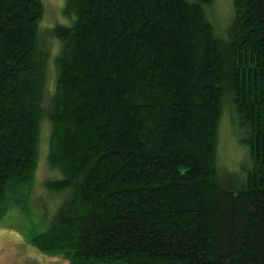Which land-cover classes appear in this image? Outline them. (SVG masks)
Returning a JSON list of instances; mask_svg holds the SVG:
<instances>
[{
  "label": "trees",
  "instance_id": "trees-1",
  "mask_svg": "<svg viewBox=\"0 0 264 264\" xmlns=\"http://www.w3.org/2000/svg\"><path fill=\"white\" fill-rule=\"evenodd\" d=\"M0 0V219L29 214L42 122L64 193L30 242L69 264H264V0ZM52 39L62 43L54 58ZM249 162L220 173L225 104Z\"/></svg>",
  "mask_w": 264,
  "mask_h": 264
},
{
  "label": "rangeland",
  "instance_id": "rangeland-1",
  "mask_svg": "<svg viewBox=\"0 0 264 264\" xmlns=\"http://www.w3.org/2000/svg\"><path fill=\"white\" fill-rule=\"evenodd\" d=\"M45 16L41 29H49L56 24H70L72 18L64 13L65 0H43ZM206 14L214 24L220 36L227 37L229 26L234 17V0H213L206 6ZM51 92L54 90V58L61 51L62 43L52 39ZM233 107L227 102L224 106L219 129L218 166L222 174L239 170L241 165L249 162L248 149L241 142V135L235 125ZM51 127L45 120L41 125L39 143V164L36 172L35 189L31 196V211L26 214L17 208L11 209L0 219V264H69L62 256H50L42 253L30 239L45 231L48 223L62 200L64 193L49 192L45 187L48 179L61 177L57 169L48 163L49 137Z\"/></svg>",
  "mask_w": 264,
  "mask_h": 264
}]
</instances>
